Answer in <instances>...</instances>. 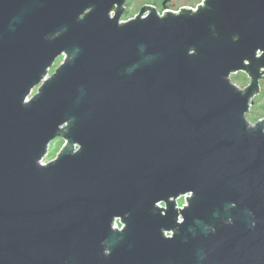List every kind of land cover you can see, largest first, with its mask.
<instances>
[{"label": "water", "instance_id": "obj_1", "mask_svg": "<svg viewBox=\"0 0 264 264\" xmlns=\"http://www.w3.org/2000/svg\"><path fill=\"white\" fill-rule=\"evenodd\" d=\"M125 1L0 0V264H264V0Z\"/></svg>", "mask_w": 264, "mask_h": 264}, {"label": "rangeland", "instance_id": "obj_2", "mask_svg": "<svg viewBox=\"0 0 264 264\" xmlns=\"http://www.w3.org/2000/svg\"><path fill=\"white\" fill-rule=\"evenodd\" d=\"M144 2L146 0H129L130 2V10H128V13L124 16H121L122 20H125L132 16L133 13H136L138 10V2ZM203 0H172V3L174 4L173 8H178L180 5L189 4L192 7L197 6L199 3H201ZM63 56H59L55 59L54 64L49 68L48 75H50L52 72H54L55 68L62 62ZM237 73V74H236ZM236 73H233L230 75V80L234 84H236L238 87L243 88L249 83V77L247 74L243 71H238ZM263 78V77H262ZM259 80V92L252 98L251 105L249 108V111L245 113V118L252 124L255 123L256 119L261 118L262 112L264 110V78ZM37 90V86H35L30 96L33 95ZM263 117V116H262ZM255 118V120H254ZM64 140L60 137L55 138L52 140L47 148V152L44 155L42 162L47 163L48 161L55 158L57 153L60 151L61 147L63 146ZM186 203L184 196H180L176 199V205L177 206H183ZM161 206H164V203H160ZM118 227L121 226V223L119 220L116 221ZM166 234H170L169 232Z\"/></svg>", "mask_w": 264, "mask_h": 264}, {"label": "flooded vegetation", "instance_id": "obj_3", "mask_svg": "<svg viewBox=\"0 0 264 264\" xmlns=\"http://www.w3.org/2000/svg\"><path fill=\"white\" fill-rule=\"evenodd\" d=\"M135 4H138V10L136 13H133L132 16H130L129 18H132L134 17L135 15H137L139 12H140V9L142 7H145V6H149V7H153L157 12H162V11H165V10H172V11H178L181 7H192L191 5L189 4H184V5H180L178 8H173L174 7V4L172 3V0H146L144 2H138V3H135ZM130 2L129 0H126L124 5H123V13H122V16L126 15L128 13V10H130ZM148 9L144 12L143 15H146L148 13ZM113 14V13H112ZM127 18V19H129ZM125 19V20H127ZM264 78V76H263ZM262 78V79H263Z\"/></svg>", "mask_w": 264, "mask_h": 264}, {"label": "trees", "instance_id": "obj_4", "mask_svg": "<svg viewBox=\"0 0 264 264\" xmlns=\"http://www.w3.org/2000/svg\"><path fill=\"white\" fill-rule=\"evenodd\" d=\"M236 74H237V73H236ZM262 116H264V110H263V112H262ZM262 116H261V117H262ZM254 120H255V118H254ZM256 120H257V119H256Z\"/></svg>", "mask_w": 264, "mask_h": 264}, {"label": "built area", "instance_id": "obj_5", "mask_svg": "<svg viewBox=\"0 0 264 264\" xmlns=\"http://www.w3.org/2000/svg\"><path fill=\"white\" fill-rule=\"evenodd\" d=\"M196 7V6H195ZM195 7H192V8H195ZM178 207H180V206H178ZM182 207V206H181ZM119 225H117V223H116V227H118Z\"/></svg>", "mask_w": 264, "mask_h": 264}]
</instances>
